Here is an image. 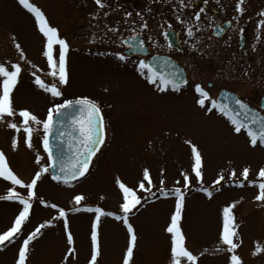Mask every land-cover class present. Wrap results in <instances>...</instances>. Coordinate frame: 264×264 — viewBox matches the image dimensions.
Wrapping results in <instances>:
<instances>
[{
	"label": "rangeland",
	"instance_id": "rangeland-1",
	"mask_svg": "<svg viewBox=\"0 0 264 264\" xmlns=\"http://www.w3.org/2000/svg\"><path fill=\"white\" fill-rule=\"evenodd\" d=\"M30 2L68 44V83L59 85L48 75L43 55L46 40L34 15L18 0H0V64L9 69L13 63L21 67L12 96L17 115L0 119V152L13 173L25 184L30 183L36 172L48 167L49 161L43 149V126L31 125L34 131L29 148L24 142L19 111L28 110L44 120L54 104L78 98H87L102 110L106 143L92 167L71 185L55 183L48 172L41 175L21 232L11 243L0 246V264H15L23 240L41 224L46 226L31 241L26 264H89L95 213L84 209L97 207L111 215L100 217L96 264H123L128 233L123 220L115 218L123 216L117 179L132 188L141 201L127 217L137 237L130 264H170L171 235L166 228L175 211L176 188L184 193L180 228L185 247L197 258L196 264H229L231 254L216 249L226 247L219 240L222 214L225 207L232 205L238 225L236 242L240 245L236 254L243 264H264V251L252 255L257 246L264 249V203L255 199L260 182L257 173L264 167V148L259 144L251 146L244 130L236 133L226 117L216 109L209 111L220 86L259 110L257 102L264 94V17L258 14L264 11V0H245L242 12L235 10L238 0H102L103 7L96 0ZM151 9L166 10L167 21L155 16L156 32L169 25L185 37L186 43L194 45L184 48L181 55L169 50L165 42L155 47L184 67L191 78L184 90H161L158 82H149L146 71L138 70L137 59L123 55L121 41L135 31L146 33ZM213 9L218 10L217 16ZM225 19L234 22L236 30L250 33L248 44L256 45L261 59L258 65L234 64L229 62L231 54H226L218 62L223 68L220 74L212 73L211 59L216 55L214 47H218L211 29L216 21ZM189 29L191 37L187 35ZM58 52L55 46L57 58ZM37 75L45 83H56L62 96L53 98L37 87ZM208 83L216 87L208 89ZM196 85L209 95L205 107L197 103L200 97ZM8 123H16L21 131L8 128ZM13 138L18 141L15 149ZM193 145L202 158L199 181L192 172ZM244 168L250 169L248 181L241 175ZM144 169L149 170L150 186L143 180ZM233 171L236 177L231 176ZM182 173L189 176L187 189ZM220 176L224 179L217 184ZM241 182L242 187L238 186ZM141 183L150 191L140 190ZM9 187L27 199L26 189L0 178V196L6 195ZM161 188L169 194L162 195ZM77 195L84 197L79 205L74 201ZM22 208L18 200H0V234L12 227ZM74 208L81 210L73 211ZM60 210L66 216L57 219ZM65 220L73 237L71 246L67 243ZM69 247L74 248L71 254Z\"/></svg>",
	"mask_w": 264,
	"mask_h": 264
},
{
	"label": "snow or ice",
	"instance_id": "snow-or-ice-1",
	"mask_svg": "<svg viewBox=\"0 0 264 264\" xmlns=\"http://www.w3.org/2000/svg\"><path fill=\"white\" fill-rule=\"evenodd\" d=\"M27 11L34 15L36 22L39 27V31L43 34L46 43L44 46L43 55L47 59V65L49 68L48 75L58 80L59 85H64L68 83V75L66 71V53L68 51V44L66 40L59 38L58 30L54 27L49 26L46 19L43 16V13L35 7L30 0H18ZM245 0H238L236 4V12H242V5ZM96 3L99 7H103L104 4L102 0H96ZM183 3V0H181ZM207 3V0H205ZM204 9H201L203 12ZM261 17H264V11L259 12L258 14ZM195 19L198 21L200 19L199 14L195 16ZM261 23H264L262 21ZM111 30V29H110ZM199 30V29H197ZM187 35L191 37L193 32L191 29L187 31ZM135 40V37L131 38ZM55 46H58V58L55 54ZM17 51L20 50V46L15 45ZM130 48L135 47L134 44H129ZM140 47H143V42H140ZM21 58H23V53H20ZM120 59L123 60L124 57L120 56ZM138 70L146 71L147 78L150 83L159 82L161 85V90H165L169 85H171L175 90H178V83L175 79H170L168 74L163 70L157 71L155 68L146 63L144 60H141L138 64ZM21 73V67L18 63H13L9 67L0 64V119L5 116L12 117L17 115L16 110L13 107V92L19 82V76ZM175 76V73L171 74ZM34 83L37 87L42 89L45 93L50 94L53 98H58L62 96V92L56 83L48 84L45 83L40 76H35ZM195 91L199 94L200 99L197 100V103L201 107H205L206 101H208L209 95L200 85L195 86ZM232 103L238 106L239 112L230 108V105L227 103L219 104L216 101H212V106L209 109H216L220 111L223 115L227 116L233 125L234 131L240 133L243 129L248 138L251 146L255 147L257 144L264 146V115H258L256 112L249 109V107L241 101L239 98H232ZM66 110H70V126L71 132H68L69 136L68 147L73 149L72 156L67 162L60 160L59 164L55 162L56 158L53 154L52 147L50 145L49 137L53 130V125L55 122V117L62 116ZM244 114V120H240V114ZM18 115L22 118L23 124V133L25 134L24 142L26 145L32 147V134L34 129L31 125H42L43 126V149L48 154V167L42 168L39 172H36L35 176L30 183L25 184L20 178H18L13 171L8 166V162L2 152H0V178L5 181H10L11 185L19 186L27 190V199L20 196L13 187H9L7 194L0 196V200H18V202L23 206L22 210L19 212V215L16 216L13 225L7 231L0 234V246L4 245L5 242L11 243L18 233L21 232L22 226L29 217V212L31 208V200L35 196L34 189L36 188L37 181L40 179L41 175L49 171V168L53 170L59 168V172L56 175H53L54 180H60L63 178L64 183H68L70 180L77 179L78 177L84 176L89 168V164L92 158L99 151V146L104 143V120L101 115L100 108L92 101L87 98H78L75 101L65 100L63 103H56L53 107L48 109L47 117L44 120H40L36 115L32 114L28 110H20ZM8 128L14 129L16 132L21 131V127L16 123H8ZM255 126V127H254ZM61 136L65 133L61 132ZM17 139L13 138L12 147L15 149L17 147ZM190 143V141H186ZM192 172L195 174L197 181L201 179L202 173V158L199 150L195 145L192 146ZM36 162H40V157L37 156ZM249 168H244L241 175L244 181H248L249 178ZM183 175V185L187 189L189 187V176L182 173ZM232 177H236V172L231 173ZM224 177L220 176L216 181L217 184L223 180ZM257 179L260 181L257 185L259 192L256 195L255 199L264 203V167L260 168L257 173ZM143 180L147 181L148 185L152 184L150 173L148 169L143 171ZM163 184V180L160 182ZM249 183H255L250 181ZM116 184L119 187L120 192L122 193L123 203L120 205V209L123 213V216H116L117 220H123V224L127 229L128 233V244L127 250L123 257V264H130L131 257L133 255V250L136 245V235L133 229V226L128 221V214L136 208L137 205L141 203L140 198L136 195V192L127 187L119 179H117ZM238 186H243V183H239ZM140 190L150 191V187L146 188L144 183L139 185ZM204 191H207L206 189ZM162 195L167 196L169 193L165 192L163 188L160 189ZM175 195V211L171 215V220L166 228V231L171 235V248H170V264H184L187 261V264H196L197 258L185 247V237L180 228L181 214L184 207V193L176 188L173 190ZM154 195V194H153ZM211 195V193H208ZM84 199L83 196L77 195L74 197V201L77 205ZM234 205L225 207L222 214V229L220 232V243L224 248H217L216 251H226L230 253L229 264H243V261L240 256L236 254V250L240 245L236 242V237L238 232L236 231L238 225L235 223V216L232 212ZM80 208H74L73 211H80ZM84 211L94 212L95 219L91 224V258L89 264H96L97 257L99 255V242H98V224L100 217L104 215H111V213H105L101 208L97 207L95 209L86 208ZM66 216V213L63 210L59 211V218ZM46 225L41 224L31 232L27 238H25L19 247L17 259L15 264H26L27 257L29 253V245L32 240L37 237V234L44 228ZM65 232L67 233V243L68 245L73 244V237L68 231V224L65 220ZM264 251L261 247L257 246L252 255H257ZM74 248L69 247L68 253H73Z\"/></svg>",
	"mask_w": 264,
	"mask_h": 264
},
{
	"label": "flooded vegetation",
	"instance_id": "flooded-vegetation-1",
	"mask_svg": "<svg viewBox=\"0 0 264 264\" xmlns=\"http://www.w3.org/2000/svg\"><path fill=\"white\" fill-rule=\"evenodd\" d=\"M165 12H166V10H164V9H159V10H157V12H156V10L151 9V11L148 15L149 18L147 20L148 24H150V27L145 29L146 33L136 32V31L134 32V37L137 38L138 42H141V41L143 42V47H145L146 51L148 52V57L140 58V57L134 56V59H137L139 62L141 60H144L147 63V60L150 57L158 56L160 58L161 57L162 58H168V59L175 61L177 63V65L179 67H181L186 74V84L184 86H182L181 88H178V90H180V89L184 90V88L190 84V79H191L190 76L187 75V72L184 69V67L181 66V64L178 63V61L175 58H173L172 56H170L169 54L167 55V54H162V53L157 52L155 47L158 46L160 43L165 42V44L169 50L181 55V54H184V51H185V50H183L184 48L194 47V45L186 43L185 37L181 36L180 32L177 29L170 27L169 25L167 27L163 28L162 30H160L159 32H156L157 29H155V25L157 22L155 20V16L157 15L158 18L161 17L163 22L167 21V19L165 17L166 16ZM212 12H213L214 16L218 15V10L213 9ZM227 23L229 24V27L226 30L222 29V34L220 37L216 38V37L212 36V34H211V36L214 38L216 46L218 47V48L214 47V51H215L216 55L214 56V54H213V58L211 59L210 68L212 70V73L220 74L221 69H223V68L222 67L220 68L218 66V62H220L219 60L221 59V56L226 57V54H231V58H230L229 62H233L234 64H243L247 67H251L252 64L256 66L261 61V59H259V57H258V50L256 48V45H254L255 43L252 44L251 46H249V44H248V38H249L250 33L247 30H245V29H242V30L237 29L236 30L235 23L230 21V20H227V19H225L223 21H216V23L214 24L212 29L216 26L222 27L223 24H227ZM257 27L260 28L259 25ZM172 29L178 34V37L180 40V42H179L180 50L179 51L172 48L169 45V41H168L167 37L165 36L167 31L172 30ZM235 30L237 33H235ZM220 44H221V48H220ZM171 51H169V52H171ZM224 52H225V54H223ZM127 58H130V57H127ZM222 75H224V73ZM212 87H216V84L215 83L214 84L213 83L207 84L208 89H210ZM220 87H219L220 91L221 90H228L226 88H223V87L220 88ZM167 88H169V90H171V91H176L171 86H168ZM228 91H230V90H228ZM259 101H260V98L257 102L258 107H259ZM105 134H106V127H105Z\"/></svg>",
	"mask_w": 264,
	"mask_h": 264
},
{
	"label": "water",
	"instance_id": "water-1",
	"mask_svg": "<svg viewBox=\"0 0 264 264\" xmlns=\"http://www.w3.org/2000/svg\"><path fill=\"white\" fill-rule=\"evenodd\" d=\"M228 27H229L228 23L223 24L222 27L216 26L212 29L211 34H212V36H214L216 38L220 37L222 34V29L226 30V29H228ZM165 36L167 37V39L169 41V45L172 48L179 51L180 50V46H179L180 40H179L178 34L174 30H169V31H167ZM131 38L132 37H129V38H126V39L121 41L122 46L128 48L127 50H124V54L127 56H136V57H140V58L148 57V52L146 51V48L140 47V42H138L137 38H135V40H132ZM130 43L134 44L135 47L130 48L129 47ZM147 63L152 65L155 68V70H157V71L163 70L166 74H168L170 79H175L177 81L179 87H182L186 84V74H185L184 70L181 67H179L175 61L168 59V58H162V57L160 58L158 56H155V57H150L147 60ZM172 73H175V76H172L171 75ZM232 98H238V97H236L234 94H232L228 91L223 90L219 93V95L216 99V102L219 104L227 103L230 105L231 109L235 110V112H239L240 110H239L238 106L231 102ZM259 107L261 110L264 111V95L262 96V98L260 100ZM249 109L256 112L258 115H263L259 111L254 110L250 107H249ZM239 119L244 120V114L243 113L240 114ZM71 130L72 129L70 126V110H66L62 116L55 117L53 130H52V133L49 137L50 145L52 147L53 154L56 158L55 162L57 164H59L60 160L67 162L69 160V158L72 156L73 149H70L68 147V141L70 138L67 135V133L71 132ZM61 132L65 133V135L61 136L60 135ZM100 147H101V145L99 146V148ZM58 172H59L58 167L55 170H53L52 168H49V173H50L51 179L56 183L71 184L79 178L78 177L77 179L70 180L68 183H64L63 178L60 180H54L52 178V176L58 174Z\"/></svg>",
	"mask_w": 264,
	"mask_h": 264
},
{
	"label": "bare ground",
	"instance_id": "bare-ground-1",
	"mask_svg": "<svg viewBox=\"0 0 264 264\" xmlns=\"http://www.w3.org/2000/svg\"><path fill=\"white\" fill-rule=\"evenodd\" d=\"M105 143H106V140H105V142H104V144H103V146H102L101 150L99 151V154H100V153H101V151L103 150V147H104ZM99 154H98V155H99ZM97 157H98V156H96V157L94 158V160H95ZM94 160L92 161V164H93ZM91 167H92V165H91ZM91 167H90V168H91Z\"/></svg>",
	"mask_w": 264,
	"mask_h": 264
}]
</instances>
